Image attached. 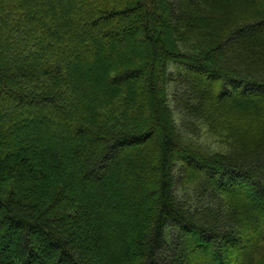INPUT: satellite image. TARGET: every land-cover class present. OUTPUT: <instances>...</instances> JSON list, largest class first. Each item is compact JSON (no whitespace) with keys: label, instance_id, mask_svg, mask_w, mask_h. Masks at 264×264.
<instances>
[{"label":"trees","instance_id":"obj_1","mask_svg":"<svg viewBox=\"0 0 264 264\" xmlns=\"http://www.w3.org/2000/svg\"><path fill=\"white\" fill-rule=\"evenodd\" d=\"M0 264H264V0H0Z\"/></svg>","mask_w":264,"mask_h":264},{"label":"rangeland","instance_id":"obj_2","mask_svg":"<svg viewBox=\"0 0 264 264\" xmlns=\"http://www.w3.org/2000/svg\"><path fill=\"white\" fill-rule=\"evenodd\" d=\"M84 48H85L84 46L80 47V49H82V50H83ZM15 109L18 110V106H16ZM38 121H40V118H37V119H35V120H32V119H31V120H27L26 122L23 123V126H22V127H23L24 129H27L25 123H27V122H38ZM53 124H54L53 126H56V125H57L55 122H54ZM37 132H38V131H37ZM17 135H18V134H17ZM36 135H37L36 138H35L36 141L38 140V142H41L40 140L44 139L42 136L39 135V133H37ZM51 135H54V133H51ZM26 137L28 138V136H26ZM30 141H32V140H30ZM92 206H93V211H94L96 208H95L94 205H92ZM88 213L92 216V218H93L94 220L97 219V217H96V215H95L94 212L88 211ZM78 220H79V221H82V217L79 216ZM95 224H96V223H95ZM95 227L98 228V231H99L100 233L104 234L103 229H101V227H99L98 224H96ZM232 256H233V258H235V259L240 257V255H235V254H233Z\"/></svg>","mask_w":264,"mask_h":264}]
</instances>
